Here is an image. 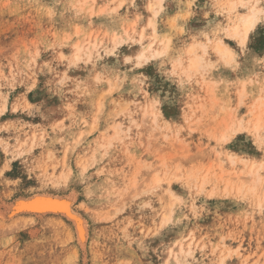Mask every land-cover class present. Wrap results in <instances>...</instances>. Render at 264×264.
I'll use <instances>...</instances> for the list:
<instances>
[{"label":"rangeland","instance_id":"obj_1","mask_svg":"<svg viewBox=\"0 0 264 264\" xmlns=\"http://www.w3.org/2000/svg\"><path fill=\"white\" fill-rule=\"evenodd\" d=\"M0 264H264V0H0Z\"/></svg>","mask_w":264,"mask_h":264},{"label":"bare ground","instance_id":"obj_2","mask_svg":"<svg viewBox=\"0 0 264 264\" xmlns=\"http://www.w3.org/2000/svg\"><path fill=\"white\" fill-rule=\"evenodd\" d=\"M256 19H257L256 11L252 8V9H250V11H249V13L247 15H243V16H241V17L238 18L237 22L230 28L231 34L233 36H237L240 39L241 43L242 44H245L249 33L256 26ZM215 48H216L215 49L216 52L219 55H221L224 59L225 58L226 59H229L231 57V51L227 47H225L222 44L221 41H219V42L216 43V47ZM141 56H144V54L142 53ZM231 60H232V57H231ZM198 65H199V60H197L196 58H192V59L189 60V68H191V69L192 68H197ZM65 202L66 201H64V203ZM55 205H56V203H54V206ZM63 207H64V205H63Z\"/></svg>","mask_w":264,"mask_h":264},{"label":"water","instance_id":"obj_3","mask_svg":"<svg viewBox=\"0 0 264 264\" xmlns=\"http://www.w3.org/2000/svg\"><path fill=\"white\" fill-rule=\"evenodd\" d=\"M50 205L47 202H39V201H34L31 203L30 207L35 208V209H44L49 207Z\"/></svg>","mask_w":264,"mask_h":264}]
</instances>
